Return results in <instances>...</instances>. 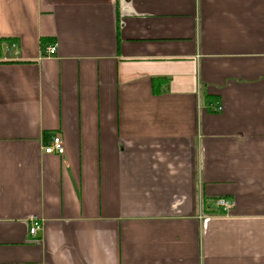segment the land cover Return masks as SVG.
Segmentation results:
<instances>
[{
    "label": "crops",
    "instance_id": "obj_1",
    "mask_svg": "<svg viewBox=\"0 0 264 264\" xmlns=\"http://www.w3.org/2000/svg\"><path fill=\"white\" fill-rule=\"evenodd\" d=\"M0 264H264V0H0Z\"/></svg>",
    "mask_w": 264,
    "mask_h": 264
},
{
    "label": "built area",
    "instance_id": "obj_2",
    "mask_svg": "<svg viewBox=\"0 0 264 264\" xmlns=\"http://www.w3.org/2000/svg\"><path fill=\"white\" fill-rule=\"evenodd\" d=\"M46 52L48 55L55 54V48L53 45L46 46ZM220 107L217 108L219 110ZM44 153L46 154H56L62 155L64 154V145L62 139L54 135L50 138L47 144L44 146ZM216 207L221 211L223 214H229V212L235 207V202L233 200L227 198H216L214 201ZM200 218L203 219L202 215ZM42 224L39 219L32 218L30 220V225L28 228V235L31 238L37 237L38 232L41 230Z\"/></svg>",
    "mask_w": 264,
    "mask_h": 264
}]
</instances>
